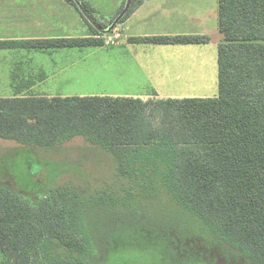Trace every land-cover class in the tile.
I'll use <instances>...</instances> for the list:
<instances>
[{"label": "trees", "instance_id": "obj_1", "mask_svg": "<svg viewBox=\"0 0 264 264\" xmlns=\"http://www.w3.org/2000/svg\"><path fill=\"white\" fill-rule=\"evenodd\" d=\"M69 1L89 26V36L0 41V50L104 47L106 31L127 2L105 24L87 2ZM143 2L132 0L119 25ZM218 16L223 41L217 97L0 98V137L44 149L82 137L111 154L114 176L135 188L120 198L66 184L32 198L0 185V264H93L98 238L106 249L116 238L109 227L104 239L94 212L127 213L146 199L190 225L169 237L167 253L174 260L191 241L223 264H242L241 257L264 264V0H218ZM129 41L205 45L211 37Z\"/></svg>", "mask_w": 264, "mask_h": 264}, {"label": "rangeland", "instance_id": "obj_2", "mask_svg": "<svg viewBox=\"0 0 264 264\" xmlns=\"http://www.w3.org/2000/svg\"><path fill=\"white\" fill-rule=\"evenodd\" d=\"M86 1L95 10L109 12L108 4H112L114 0ZM212 6L218 8V2L213 1ZM60 9L66 10V6H60ZM96 13L99 19L102 18L97 11ZM75 14L73 23L63 21L59 22V26L62 28L72 26L73 29L69 30V33L73 37L91 34L85 21L82 23L78 13ZM89 18L93 21L90 16ZM112 19L113 16H106V21L103 23L108 24ZM48 25L41 22L28 24V37L43 35ZM215 25L214 18L213 20L208 18L204 27L214 29ZM104 39L106 45L100 48L86 47L48 50L39 54L29 53L25 55L24 62L21 61L23 55H8L5 58L0 57V64L7 62L4 59H10L8 73L11 76L15 73V77L19 74V70H28V74L35 76L38 74L37 65H45L50 80L46 86L38 87L36 91L52 93L55 95L53 97H130L126 92L139 90L138 87L129 88L128 83L124 82L129 80L127 78L129 72L124 70L128 69V65L132 66L130 64L132 62H127L131 61L130 56L127 53L122 55L120 51L115 54L116 47L127 45L126 38L122 37V32L116 27L113 33H107ZM6 83L4 85V82L0 81V97L17 96L15 88L9 84H18V80L12 77V80ZM137 83L136 81L135 84ZM174 91L176 92L173 93L178 94L184 92L179 88ZM29 94L22 92L18 96ZM183 97L194 96L190 94ZM140 99L150 100V96L145 95ZM115 172L116 164L112 155L93 146L82 137L50 149L24 147L15 141L0 137V185L24 197L41 198L50 188L72 184L78 190L113 192L115 196L121 198L128 189L135 188L126 182H120L114 176ZM132 192L137 193L136 190ZM137 204L135 209L133 207L127 213L98 211L94 212V217L91 216L99 226H102L104 239L107 236L105 231L109 227L114 229L116 236L108 249L98 238L93 264H177L176 262L223 264V259L218 257L216 260V255L213 253L207 257L201 245L191 247V241L186 244L188 249H181L177 260H174L171 254L167 253L170 245L169 237L175 234L173 231L186 230L190 225L177 220L170 212L162 210L160 204L157 205L155 201L146 199ZM201 255L202 259L199 257ZM164 260L167 261L164 263ZM240 261L242 264H252L247 257H241Z\"/></svg>", "mask_w": 264, "mask_h": 264}, {"label": "crops", "instance_id": "obj_3", "mask_svg": "<svg viewBox=\"0 0 264 264\" xmlns=\"http://www.w3.org/2000/svg\"><path fill=\"white\" fill-rule=\"evenodd\" d=\"M81 1L89 4L86 0ZM123 1L114 0L112 4H108L109 12L94 10L105 22L106 16L114 18L119 13ZM213 1L218 2V0H144L143 4L124 23L117 26V29L122 32V37L126 38L127 45L116 47L115 54H118V51L122 55L127 53L131 60L127 62H132L130 63L132 66L128 65V69L124 70L129 72L127 74L129 80L124 82L128 83L129 88H139L137 92H126V95L135 98L147 95L150 99L218 96V46L223 41V36L219 32L218 8H213ZM78 2L80 3V0ZM60 6H66V10L60 9ZM78 6L81 8L79 4ZM75 12L84 23L85 20L82 19L75 3L68 0H0V41L25 42L72 38L73 35L69 33V30L73 27L62 28L59 22L73 23ZM208 18L211 20L214 18L216 22L214 29L204 27ZM40 22L49 24L44 34L28 37V24ZM87 29H90L88 25ZM89 35L87 33L80 37ZM188 35H209L211 42L205 45H152L129 41L130 38ZM45 51L48 50L6 49L0 50V57L23 55L21 61L24 62L25 55L46 53ZM4 60L7 62L0 64V81L6 85V81L12 80V77L18 80V84H9L15 88L17 96L22 92L34 96H55L52 93L36 91L38 87L46 86L50 80V74L45 65H37L38 74L35 76L28 74V70H19V74L15 77V73L14 76L8 73L10 59ZM136 81L137 84H135ZM183 87L185 88L181 89ZM176 88L184 92L173 93L176 92L174 91ZM190 94L194 97H183Z\"/></svg>", "mask_w": 264, "mask_h": 264}, {"label": "water", "instance_id": "obj_4", "mask_svg": "<svg viewBox=\"0 0 264 264\" xmlns=\"http://www.w3.org/2000/svg\"><path fill=\"white\" fill-rule=\"evenodd\" d=\"M131 3L132 0H127L126 5L124 10L119 14V16L115 19L114 23L112 24V26L108 29V31H106L107 33H111L118 25L119 22L124 18V16L128 13V11L130 10L131 7ZM86 17H88V19L93 22L89 16L85 13Z\"/></svg>", "mask_w": 264, "mask_h": 264}]
</instances>
